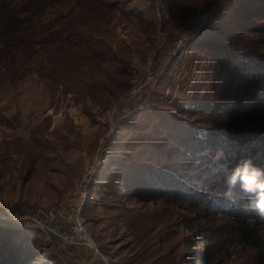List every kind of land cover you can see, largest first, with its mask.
I'll return each mask as SVG.
<instances>
[{"label": "rangeland", "instance_id": "rangeland-1", "mask_svg": "<svg viewBox=\"0 0 264 264\" xmlns=\"http://www.w3.org/2000/svg\"><path fill=\"white\" fill-rule=\"evenodd\" d=\"M82 1L77 20L95 36L72 68L60 64L59 81L53 85L32 70L17 82H0V221L5 223L0 264H65L58 253L69 264H86L95 258L94 247L110 264H264V253L241 240L230 216L203 205L201 170L192 171L197 178L191 176L188 186H180L190 195L181 190L175 195L167 189L180 174L161 178L159 168H174L171 163L181 156L168 136L178 134L179 140L190 134L183 132L185 118L165 107H189L191 99L231 106L230 99H221L230 71L240 78L264 63V0ZM238 1L248 5L252 33L236 29ZM211 8L210 38L245 48L251 57L234 62L242 72L203 46L207 23L191 19ZM192 35L182 52L181 42ZM241 119L235 118L238 126H252ZM147 162L155 164L149 169ZM121 164L139 173L147 167L148 178L113 183L115 165ZM193 181L199 190H191ZM116 184L123 188L115 189ZM152 184L159 189L147 191ZM71 194L72 209L82 206L93 246L51 235L55 249L44 233L23 227L25 213L58 207ZM260 230L264 237V222Z\"/></svg>", "mask_w": 264, "mask_h": 264}, {"label": "trees", "instance_id": "trees-1", "mask_svg": "<svg viewBox=\"0 0 264 264\" xmlns=\"http://www.w3.org/2000/svg\"><path fill=\"white\" fill-rule=\"evenodd\" d=\"M74 2H78L81 6L75 5ZM130 2L136 3L137 0ZM244 2L246 1H243V6L240 1L237 2L240 21L236 29L244 33H252L255 27L251 26L249 19L251 14L248 15V5ZM252 4H255L254 1ZM253 6L257 8V5ZM81 7H84L82 0H0V82L6 78L17 82L24 72L32 70L48 78L53 85L59 81L62 75L60 64L65 68H72L75 61L89 50L88 42L95 36L94 32H86L88 30L84 29L77 20L76 9ZM258 19L259 16L255 15L252 21L256 23ZM209 23L210 25L207 23L205 26L208 37L203 41V46L209 48L226 66L235 67L236 72H242L239 64L234 62L237 59L251 58L247 50L225 44L222 40L211 39L210 36H214L211 32L214 22L210 20ZM64 57L65 61L61 63ZM188 61L189 59L186 64ZM262 65H258L254 73L242 75L240 78L232 77L234 73L230 71L228 76L230 86L227 78L226 87L222 90L225 96L221 99H230L231 106L227 102L221 104L222 101L218 100L201 99L198 102L189 98L193 103L189 107L184 105L165 107L168 114L185 118L181 120L185 124L183 132L186 130L190 134L179 140L175 139L178 134L166 135L173 140L169 145L177 147L175 152L181 156L175 157L171 163L174 166L172 169L165 165L159 166L163 171L161 178L172 177L173 173L178 177L180 174L178 182L167 189L175 195L181 190L182 184V188L189 185L191 176L197 178L192 171L201 170L203 181L199 188L206 192L203 205L215 207L218 213L230 216L241 240L260 253H264V237L260 230L264 220L255 213L247 211L246 197L239 193L238 188L235 190L237 203H232L230 199L224 197L223 169L225 165L230 166L235 163L232 159L233 155L250 159L255 166L264 168V105L260 104V102L264 103V65ZM155 107L158 109L156 105ZM202 112L206 114L205 118L187 119L190 115ZM238 117H242V121L252 126L245 127L243 124L238 126L235 120ZM223 121H231L228 128L222 125ZM170 124L176 126L178 123L176 121L174 124L170 119ZM177 131L180 133L179 130ZM180 143L182 144L178 145ZM123 148L130 152L133 150V147L130 149L126 143L123 144ZM220 153L224 155L221 156ZM123 156L125 154L119 157ZM124 160L123 163L127 158ZM153 164L155 163H146L149 169ZM115 166L117 176L112 178L113 183L119 181L123 183L126 179L143 181L148 178L145 173L147 167L139 173L131 169L132 165ZM150 174L153 172L150 171ZM162 183L163 179L159 182L160 187L163 186ZM192 185L191 190H199L198 182L193 181ZM134 186L140 187L139 183H135ZM149 186L147 191L159 189L155 184ZM113 187L117 190L123 188L117 184ZM166 187L167 185H164L161 189ZM181 194L190 195V191L182 189ZM37 231L41 234V231Z\"/></svg>", "mask_w": 264, "mask_h": 264}, {"label": "built area", "instance_id": "built-area-1", "mask_svg": "<svg viewBox=\"0 0 264 264\" xmlns=\"http://www.w3.org/2000/svg\"><path fill=\"white\" fill-rule=\"evenodd\" d=\"M212 10L213 8L204 13H199L197 16L193 17L191 21L204 26L209 21L212 15ZM194 39L195 37L192 35L191 38L188 37L181 42L185 45L181 49L182 52L186 46L187 48L189 47ZM180 48L181 47L178 44L174 55H177L178 57L180 56ZM73 201L74 198L71 194L66 197V200L62 205L51 209L27 212L23 215L21 221L24 223L35 224L51 235L65 240V243L90 245L88 240L90 236L87 234L85 221L81 214L82 206L77 208V210L72 209V206H74Z\"/></svg>", "mask_w": 264, "mask_h": 264}, {"label": "clouds", "instance_id": "clouds-1", "mask_svg": "<svg viewBox=\"0 0 264 264\" xmlns=\"http://www.w3.org/2000/svg\"><path fill=\"white\" fill-rule=\"evenodd\" d=\"M223 156V153H220ZM235 163L224 166L223 195L237 203L236 189L246 197L247 211L264 220V168L255 166L250 159L233 155Z\"/></svg>", "mask_w": 264, "mask_h": 264}, {"label": "water", "instance_id": "water-1", "mask_svg": "<svg viewBox=\"0 0 264 264\" xmlns=\"http://www.w3.org/2000/svg\"><path fill=\"white\" fill-rule=\"evenodd\" d=\"M23 223H24V222H23ZM0 225H5V223H2V222L0 221ZM23 227H24V228H27V229H37V230L41 231L42 233H44V234L46 235L48 241H49V242L54 246V248L56 249V245H55V243H54V241H53V239H52L50 233H48L47 231H45V230L42 229V228H39V227L36 226L35 224L24 223ZM94 249H95V258H94L92 261H90V262H88V263H86V264H98V263H101V264H110L109 261H108L105 257H103V256H101V255L99 254V252H98V250H97L96 247H94ZM58 257H59V258L65 263V264H69L68 262L65 261V259L62 257L61 254L58 253Z\"/></svg>", "mask_w": 264, "mask_h": 264}, {"label": "bare ground", "instance_id": "bare-ground-1", "mask_svg": "<svg viewBox=\"0 0 264 264\" xmlns=\"http://www.w3.org/2000/svg\"><path fill=\"white\" fill-rule=\"evenodd\" d=\"M88 240H89V243L91 244V246H93V242L91 240V237H89Z\"/></svg>", "mask_w": 264, "mask_h": 264}]
</instances>
